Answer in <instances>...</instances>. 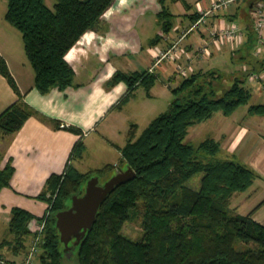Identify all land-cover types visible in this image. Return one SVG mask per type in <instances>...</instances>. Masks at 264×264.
Here are the masks:
<instances>
[{
	"label": "trees",
	"instance_id": "1",
	"mask_svg": "<svg viewBox=\"0 0 264 264\" xmlns=\"http://www.w3.org/2000/svg\"><path fill=\"white\" fill-rule=\"evenodd\" d=\"M120 1L56 0L51 8L45 0H7L5 18L22 33L27 56L35 69V85L42 93L73 84L78 46L94 36ZM164 1L161 0L159 16L163 31L168 32L173 15ZM199 16L195 14L193 21ZM247 33L248 50L242 53V61L250 59L255 41L254 35ZM0 71L19 95V100L0 114V132L13 134L38 113L22 100L16 79L3 58ZM154 72L119 71L111 83L126 81L128 96L140 83L150 88L157 78ZM250 72L233 78L230 88L220 95L215 89L216 80L208 83L209 87L201 81L215 71L188 74L172 88L176 97L169 108L155 117L139 137L131 131L122 155L125 167L131 168L135 175L116 184L101 202L94 222L76 246L77 264H264V223L251 213L241 214L231 208L234 196L246 191L259 174L234 159H199L198 151L212 156L219 152L220 143L212 137L196 146L186 141L192 125L218 111L230 116L240 106L249 104L252 92L246 82ZM249 111L264 114V104H252ZM55 126L83 133L79 127L62 125L59 120ZM81 150L79 141L73 157ZM114 168L106 165L81 172L70 165L63 173L48 178L37 196L49 204L46 215L39 219L46 218V227L42 232L36 230L34 235V239L40 237L37 264H65L54 214L65 209L68 200L80 193L91 174L106 175ZM122 168L119 166L120 171ZM14 170L10 159L0 170V190L10 186ZM199 172H204V176L200 189L196 190L186 181ZM138 208L142 212L143 235L133 240L123 234V228ZM34 217L21 207L12 209L13 238L9 242L16 250L27 247V238L32 234L29 223ZM239 240L245 244L243 249L236 245Z\"/></svg>",
	"mask_w": 264,
	"mask_h": 264
},
{
	"label": "crops",
	"instance_id": "2",
	"mask_svg": "<svg viewBox=\"0 0 264 264\" xmlns=\"http://www.w3.org/2000/svg\"><path fill=\"white\" fill-rule=\"evenodd\" d=\"M142 1L144 3L139 4ZM142 1L121 0L111 14L104 18L94 36L78 46L73 84L66 89L53 87L42 93L36 87L35 69L27 56L21 32L18 34L11 31L6 44L0 46V59L6 60L22 100L38 113L30 116L15 133L0 132L2 165L11 159L15 169L10 186L0 190V254L7 258L22 261L32 246L35 232L43 221L39 219L46 215L49 206L37 196L52 174H61L70 165L80 170L75 165L77 160L83 162L85 157L91 155L94 165L86 172L113 165L115 168L111 171L115 173L120 171L119 166H125L122 148L129 140V128L133 130L136 122L140 121L145 124V129L155 117L165 112H158V105H170L175 98L172 88L179 77H184L179 72L180 66L188 68L191 73L200 70L219 72L226 80L251 71L246 84L255 97L256 103L253 104H264L260 102L264 100V78L257 81L252 76L255 70H264V55L255 54L260 41L255 30L254 9L260 0H235L227 8L207 17L205 24L183 40L181 54L174 60L156 66L155 72L150 69L154 66L156 54L168 48L181 29L191 27L198 20L193 21V16L197 13L201 16L214 0H166L165 4L175 5L174 10L170 6L168 8L173 15L170 17L173 25L168 32L163 31L159 16L163 6L161 0H152L146 4L145 0ZM139 8L144 15L149 11L155 15L157 29L152 37L135 30L140 27L143 32L149 31V23L148 20L144 21L145 18L139 24L133 21L136 18L134 13H138ZM232 23L239 24L245 32L239 44L212 42L211 28L226 27ZM248 31L254 35L255 41L250 50V59L242 61V53L248 50ZM205 45L208 52L200 56L199 51ZM236 65H241V68L235 69ZM146 70L157 75L150 88L140 83L127 96L129 86L126 81L111 83L119 71L133 73ZM17 100L18 93L0 71V114ZM250 105H243L244 110L236 116L238 109L230 116L222 112L228 118H218L209 134L220 143L219 152H241L243 163L259 174L246 191L237 194L238 199L232 203L231 208L234 211L241 210L236 211L241 214L251 213L256 220L264 223V114L251 113ZM57 120L62 125H75L83 133L72 132L63 126L57 128ZM245 120L247 125L243 123ZM99 127L102 128L101 132L90 138ZM191 127L188 139L192 134L197 138L198 130H190ZM248 136L251 144L245 150L243 144ZM79 141H82L81 153L73 157L74 147ZM14 207H21L35 215L29 223L32 234L27 238L25 249L16 250L9 242L13 238L10 222Z\"/></svg>",
	"mask_w": 264,
	"mask_h": 264
},
{
	"label": "rangeland",
	"instance_id": "3",
	"mask_svg": "<svg viewBox=\"0 0 264 264\" xmlns=\"http://www.w3.org/2000/svg\"><path fill=\"white\" fill-rule=\"evenodd\" d=\"M45 1H46L47 5L49 7L54 8V4H55L56 0H45ZM151 1L152 0H145V4L148 3V2H151ZM143 3H144L143 1L139 2V4H141V5ZM164 3H166V0L164 1ZM165 5L168 8L170 6V9H172V10L175 9V5L172 4V3L170 5H168V4H165ZM7 7H8L7 0H0V46H3V45L6 44V40H8V36H9V33L11 31L13 32V30H14L15 32H18V34H20V31L18 29H16L14 26H12L5 18ZM134 15L136 16V18L133 19V21L137 22L138 24L141 23V21L144 20V18H145L144 21L146 22L148 20V23H149V31L143 32L142 29H140V27L136 28L135 30L137 32L139 30V32L141 34H143L144 36L147 35V34H149L150 37L154 36L155 33H156V29H157V20L155 19V15H153L150 11L148 12L147 15L146 14L144 15V13H141V8H139V12L138 13L137 12L134 13ZM144 39L146 40V38H144ZM234 68L235 69H240L241 65H236ZM242 74L243 73H239L238 76H241ZM182 79L183 78L179 77L178 81H177V83L175 85H177L178 83L182 82ZM231 79L232 78H228V80H226L225 76H221L219 74V72H215L214 75L209 74V75H206L205 78L202 77L201 81L202 82L205 81L206 87H209L208 83H210L212 80H216L218 82L217 83L218 85L215 87V89H217V91H218L217 93H218V95H220L223 90L230 88L231 84L233 83V79L232 80ZM141 90H143V89H141ZM174 97H176V96H174ZM161 101L163 102L162 98H161ZM260 102L264 103V100H262ZM253 103H256L254 96L251 97L249 104H253ZM158 106H159L158 112L159 111H163V110L166 111L168 109V107H169V103L166 104V105L162 103V104H159ZM244 108H245V106H240L238 108V110L236 111L235 116L240 114L244 110ZM220 117L222 119L228 118L227 116H225L222 113V111H219L217 113H214V115H213V117L211 119H208L206 121L197 123L196 125L192 126L190 130H198V132H199L198 133V137L196 138L195 137L196 135L192 134L193 136L190 139H188V137H187L186 141H188L191 144L196 146V145L200 144L206 138L213 137L209 133H211L212 128H214L216 126L215 124L217 123V120ZM136 123H137L136 127L133 130L135 132V135L138 137L142 133V131H143L144 127H145V124L143 122H140V121L139 122L137 121ZM243 123L245 125H247L246 120L243 121ZM101 130H102L101 127L97 128L95 131L92 132L90 138H93V137L97 136L101 132ZM128 131L129 132H127V133H131L132 129L129 128ZM194 137L196 139H194ZM249 139H250V136H248V138H246L244 140L243 148L245 147V150L251 144V143L249 144V141H250ZM196 155H197V157H199V159H202L204 161H207V160L212 159V158H221V159L229 158V159H234V160L240 161V162L244 161V158H243V155H242L241 152H237L236 154H230L229 152H227L225 150H221L215 156H212V155H208V154H206L204 152H199L198 151V152H196ZM91 156H89V158L85 157L83 162H81L80 160H77L75 165L81 171L86 172V171L90 170L91 166L93 164V161L90 158ZM95 163L99 164V162H95ZM2 164H3L2 163V159L0 157V170L4 169L7 163L5 165H2ZM122 167H123L122 171H127L129 169V167L128 168H126L125 166H122ZM117 172L114 173V171H110L106 175H99V174H96V173L95 174H91L90 178L82 185V189H81L80 193L74 195L73 197H71L70 200H68V205H67V207L65 209H63L61 211H58V212H56L54 214L55 227L58 229V232L60 234L61 241H62L61 249H62L63 259L65 261V264H77L76 263V246L78 245L79 240L84 236L83 231L85 230V228H81L79 231H76V232L70 234L68 237H64V240H63L62 239V230H61L60 226L58 225V220H59L58 214L60 212H63V211L64 212L65 211L71 212L72 210L75 211L74 210L75 202H77V200L79 198L83 197L87 193L88 188H89V186L91 184H94L96 186H100V187L104 188L109 183V181L113 178V176L117 174ZM113 173H114V175H111ZM203 176H204V172H199V173L195 174L193 177H191L189 180H187L186 184L189 187L193 188V189L199 190L200 186H201V179H202ZM241 193H238V194L241 195ZM236 197H237V194L232 199V203L236 202V199H238ZM254 200L255 199L249 200L250 202H248V203H251ZM232 203H231V205H232ZM233 210H234V208H233ZM236 211H241V210H236ZM141 222H142V212H141V209L138 208L137 211H135V212L133 211L132 212L131 221H127L125 223L124 228H123V234L128 236V237H130V238H132L133 240L139 239L143 235V230L141 228ZM44 238H46L45 234H44ZM236 245H237V247L239 249H243L245 247V244L242 241H240V240L237 241ZM4 256L7 257L6 255H4ZM37 263H39L38 258H37Z\"/></svg>",
	"mask_w": 264,
	"mask_h": 264
},
{
	"label": "built area",
	"instance_id": "4",
	"mask_svg": "<svg viewBox=\"0 0 264 264\" xmlns=\"http://www.w3.org/2000/svg\"><path fill=\"white\" fill-rule=\"evenodd\" d=\"M235 0H214L211 6L205 9L198 20L189 28L181 29V32L178 36L172 41L170 46L159 53L156 54L155 63L153 68L150 71H154L155 67L162 64L164 61L167 60H174V58L181 54V45L183 40L194 30H197L198 27L202 24H205L207 17L214 15L218 10L225 9L228 7L229 4L234 2ZM254 16H255V30L259 37L260 45L257 47L255 52L256 55H264V0H260L257 2V5L254 9ZM245 35L244 30L241 26L237 23H232L226 27H214L210 30V37L212 42H223L228 43L231 45L239 44ZM208 47L205 45L199 51V55L203 56L205 53L208 52ZM179 72L183 76H187L191 72L188 71L186 67H179ZM253 78L257 81H262L264 78V70L262 72H257L252 74ZM46 227V218L39 224L37 230L42 232ZM40 237H36L33 241V245L29 251V253L25 256L24 260L21 262L12 261L4 256H0V264H37L36 263V256L39 252L38 242Z\"/></svg>",
	"mask_w": 264,
	"mask_h": 264
},
{
	"label": "water",
	"instance_id": "5",
	"mask_svg": "<svg viewBox=\"0 0 264 264\" xmlns=\"http://www.w3.org/2000/svg\"><path fill=\"white\" fill-rule=\"evenodd\" d=\"M134 175V171L129 168L127 171H118L104 188L91 184L87 193L75 202V211H63L58 214V225L62 230V239L64 240V237H68L81 228H85L83 231L85 234L94 222L100 204L108 193L116 184L130 179Z\"/></svg>",
	"mask_w": 264,
	"mask_h": 264
}]
</instances>
